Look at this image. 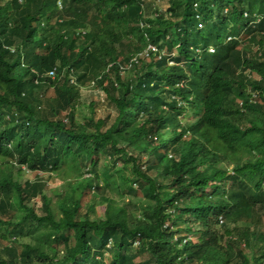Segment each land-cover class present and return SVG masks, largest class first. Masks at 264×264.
Returning a JSON list of instances; mask_svg holds the SVG:
<instances>
[{
  "label": "trees",
  "instance_id": "1",
  "mask_svg": "<svg viewBox=\"0 0 264 264\" xmlns=\"http://www.w3.org/2000/svg\"><path fill=\"white\" fill-rule=\"evenodd\" d=\"M61 1L63 11L57 0H0V239L25 236L10 223L16 192L28 212L19 224H49L66 252L54 260L10 244L0 264H264V0H165L155 17L145 12L154 0ZM83 26L89 33L76 35ZM143 34L158 49L150 62L123 57L129 42L142 51ZM90 81L114 116L97 118L91 102L76 119ZM13 164L20 175L60 174L56 201ZM85 194L105 202L102 215L92 203L82 211ZM126 196L132 209L111 215ZM134 249L147 257L135 261Z\"/></svg>",
  "mask_w": 264,
  "mask_h": 264
},
{
  "label": "rangeland",
  "instance_id": "2",
  "mask_svg": "<svg viewBox=\"0 0 264 264\" xmlns=\"http://www.w3.org/2000/svg\"><path fill=\"white\" fill-rule=\"evenodd\" d=\"M151 4L152 7H149L145 10V12L148 13V15H150L151 17H155L157 16L158 13H164L168 7L170 6V3L168 1H165V0H154V2H152ZM182 11V7H179L178 8V12ZM166 16L167 17H171L172 15L170 13H166ZM248 18V16H247ZM68 22H70V19L67 20ZM143 22V28L147 25L146 22L144 21H141ZM210 25L211 24V21L209 22ZM141 25V24H140ZM200 29H202V33L207 29V27L205 25H201L199 26ZM204 34V33H203ZM143 38L140 40H137V43L142 47V51L141 53L145 54L146 53V50L149 46L148 43V39L146 38L145 34H143ZM239 37H241L242 39H244V43H245V48L246 46L247 47H250L251 51L252 52H255L258 48V46L253 43H248V40H246V37H245V34H239ZM228 39V38H227ZM196 48H198L196 46ZM200 48L199 50H196V51H199V54H200ZM140 52L136 51V49H134V44L133 43H127V47L126 49L122 52V55L123 57H126V56H133V55H138ZM163 55L166 54V51L163 50ZM176 53V51H175ZM143 54H142V57H143ZM201 54L203 55L204 52L201 50ZM135 57V56H134ZM133 57V58H134ZM151 57L152 56H149V57H146L144 59H142L141 63L143 61L145 62H150L151 60ZM154 58H157V55L155 54L154 55ZM88 71L87 70H83L81 71L78 75L75 76L76 77H81V76H84V75H88L87 74ZM76 77H72L73 79V83L76 81ZM93 82L90 81L89 84H84V86H82L81 88V93H82V98H81V101H82V105L79 106L77 109H76V113H75V117L78 121L80 122H84L85 121V116H90L91 115V111H90V108H89V105L91 102H95L97 104L96 108H95V111H94V114L97 118H105L107 115H111V116H114V111L112 109V107L109 106L108 102L104 101L102 102L101 99L104 98V95H103V92H101V90H98L96 88H90V87H87V85H92ZM25 102V99L23 100ZM40 104V102H38V100L36 98H33L32 99V106H35L36 104ZM112 119V118H111ZM192 119V115L191 113H189V115L185 118L183 117L182 115L180 116V120H183V125H185V123L187 122V120H191ZM32 129L30 127L29 129V132H31ZM39 144L40 145H46L47 144V140L45 138H42L40 139L39 141ZM99 165H103V161H99L98 162ZM1 164V162H0ZM221 166H224L225 167H228L229 169L231 168V166L229 165H226V164H220ZM13 166L15 167L13 169V174L15 177H18L22 183H24V181H27V180H33L35 178H38V179H41L43 181H46V186H45V191L48 195H50L51 197L54 198V201H56V196L57 194L61 193L63 187L65 186V181L62 180L61 176H59L60 174H51L50 172H48V170H41V171H29L27 169H24V172L21 173V175L18 173L17 171V165L16 164H13ZM64 169L67 170V167L64 166ZM113 173L116 174V175H119L123 172V168L121 166V162H117L113 165ZM89 174L86 173L84 176L82 177H86L88 176ZM44 183V182H43ZM80 184L78 181H75L74 184H73V187L74 188H79ZM133 191L134 193L131 194L130 196V200L134 203L137 202V204H141L145 198V191L141 190L140 188H137L135 185H133ZM119 201L116 202V206H112L111 207V210H110V214L111 215H115V213L117 212V209L118 208H121L123 205H130V203H127V201L129 200V196H126L125 198L123 199H118ZM81 209L82 211H85V208L84 206L87 204V205H90L92 203V205L94 206V214L96 216H99V215H102L105 211V202H103V200H101V198L99 197H90V195L88 194H85L82 199H81ZM29 204H31V202H29ZM31 205H34L35 206V209L38 213H41V199L40 198H36L35 200L32 201V204ZM53 205V204H52ZM10 208L14 211V218L11 219L10 223H12L14 226H13V229L17 230V231H22V233L25 235L23 236L19 243H15L14 241V238L13 240L11 241V238H7V239H4V240H1L0 239V250H1V246H7L8 248L10 244H12V248H10L11 250L13 248H16L19 250L20 249V245L21 243H30L31 245H34L36 247H38L41 251H43L45 254L49 255L50 257H53L54 260H61L64 255H65V252H66V245L64 244V242L61 241V239H59L58 241H55L54 240V237H55V233L53 231V229L50 227L49 224L47 223H43L41 225H38L36 228H33V227H26L25 225H29V222L28 220H24V224L23 227L21 224H19V222L23 221L22 219L25 218V216L28 214L27 210H25L23 207H21L18 203V197H17V194L16 192H14L13 194L10 195ZM84 208V209H83ZM132 209L131 208V205L129 207V210ZM11 226V225H10ZM10 226H7L6 225V228H9ZM23 228H25V230H23ZM61 234H58V236H60ZM64 235H67L70 238V241L68 242V245L69 246H73L74 244V239L72 238V234L70 231H67L65 232ZM14 237V236H13ZM11 246V245H10ZM242 248L247 252V253H251V248H247L246 246H243L242 245ZM135 251V261H139L141 259H144L145 257H147L146 255L143 256L141 255L139 252H137L136 249H134ZM0 257H3V253L0 252Z\"/></svg>",
  "mask_w": 264,
  "mask_h": 264
},
{
  "label": "built area",
  "instance_id": "3",
  "mask_svg": "<svg viewBox=\"0 0 264 264\" xmlns=\"http://www.w3.org/2000/svg\"><path fill=\"white\" fill-rule=\"evenodd\" d=\"M140 24H141V26H143V25H142L143 22H140ZM199 26H201V25H199ZM149 46H150V47L147 48L145 54H143V53L140 52L138 55H134L135 57L133 56L134 58H132V60L135 61V62H137L138 58H139V57H142V54H143V57H149L150 52L156 53V52L158 51L157 47H155L154 45L149 44ZM210 51H213V49H210ZM170 64H173V62H170ZM49 75H50L51 77H54V76H55V71H54V70H51V71L49 72ZM136 244H137V243H136Z\"/></svg>",
  "mask_w": 264,
  "mask_h": 264
},
{
  "label": "clouds",
  "instance_id": "4",
  "mask_svg": "<svg viewBox=\"0 0 264 264\" xmlns=\"http://www.w3.org/2000/svg\"><path fill=\"white\" fill-rule=\"evenodd\" d=\"M20 1H23V0H20ZM57 6H58V8L60 9V10H64V8H65V6H64V4H63V2L61 1V0H57ZM74 32H75V34L76 35H78V36H83V35H85V34H87V33H89V30L86 28V27H78V28H75L74 29ZM211 49H213V48H211ZM209 51H210V49H209ZM213 51H214V49H213ZM212 52V51H211ZM22 168H24V169H26V167H22ZM222 222V221H221Z\"/></svg>",
  "mask_w": 264,
  "mask_h": 264
}]
</instances>
